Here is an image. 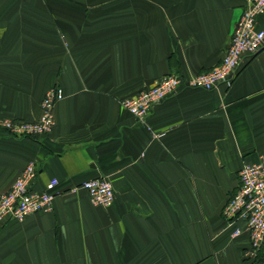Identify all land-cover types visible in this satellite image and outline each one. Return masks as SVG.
Instances as JSON below:
<instances>
[{
  "label": "crops",
  "instance_id": "obj_1",
  "mask_svg": "<svg viewBox=\"0 0 264 264\" xmlns=\"http://www.w3.org/2000/svg\"><path fill=\"white\" fill-rule=\"evenodd\" d=\"M249 1L0 0V195L30 162L35 189L62 190L52 210L3 224L0 264H264V244L246 257L244 223L222 215L242 166L264 158V49L230 87L181 88L145 123L121 104L218 65ZM54 86L49 135L1 126L38 119ZM96 177L112 206L81 186Z\"/></svg>",
  "mask_w": 264,
  "mask_h": 264
},
{
  "label": "built area",
  "instance_id": "obj_2",
  "mask_svg": "<svg viewBox=\"0 0 264 264\" xmlns=\"http://www.w3.org/2000/svg\"><path fill=\"white\" fill-rule=\"evenodd\" d=\"M264 14V0H250L237 21L231 41L221 62L211 69L184 77L171 72L157 80L152 86L144 88L136 95L121 101L123 107L135 116L138 122L145 123L154 107L167 98L176 95L181 88H202L212 90L224 84L230 87L244 64L264 49V29L257 26V20ZM64 96L63 89L54 86L48 90L41 101V114L35 120L7 118L1 126L18 137L49 135L55 126V105ZM37 168L30 162L16 178L12 186L0 195V229L9 220H23L27 215L50 211L59 193V180L52 178L45 190L35 189ZM240 185L228 199L222 215L229 225L236 221L244 223L249 233L250 246L246 257L257 258L264 244V158L259 162L245 163L239 171ZM94 204L110 207L115 202V190L107 177H96L84 181ZM73 186L71 190H76ZM235 226L232 236L244 231Z\"/></svg>",
  "mask_w": 264,
  "mask_h": 264
}]
</instances>
